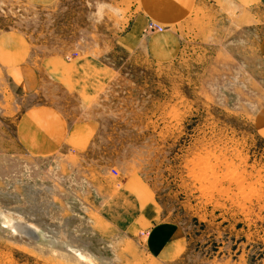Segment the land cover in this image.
Segmentation results:
<instances>
[{
  "label": "rangeland",
  "instance_id": "374dc122",
  "mask_svg": "<svg viewBox=\"0 0 264 264\" xmlns=\"http://www.w3.org/2000/svg\"><path fill=\"white\" fill-rule=\"evenodd\" d=\"M137 3L59 0L43 9L1 1L0 31L19 30L35 49L65 53L69 63L96 59L111 74L93 104L71 99L74 123L98 124L88 150L13 165L1 155L0 210L26 217L95 264H165L145 252L159 221L178 224L187 237L185 254L171 264H264V139L254 126L264 106L255 72L263 76L264 66L245 40L256 43L258 32L263 42L264 3L258 29L244 35L199 7L169 27L180 49L163 50L171 39H160L126 50L120 38ZM147 24L145 39L170 32L161 25L147 33ZM4 101L0 117L19 113ZM7 118L12 132L16 114ZM128 180L141 188L149 217L114 229L122 224L112 193ZM14 233L0 215V264H78L48 253L46 239L28 245Z\"/></svg>",
  "mask_w": 264,
  "mask_h": 264
},
{
  "label": "crops",
  "instance_id": "0c3cea01",
  "mask_svg": "<svg viewBox=\"0 0 264 264\" xmlns=\"http://www.w3.org/2000/svg\"><path fill=\"white\" fill-rule=\"evenodd\" d=\"M8 1H19L43 9L59 3V0ZM263 1L138 0L129 27L122 32L120 42L128 50V47L136 48L145 41L151 45L153 40L171 39V47L163 50L176 51L180 49V41L169 27H178L188 14L199 7L212 10L216 24L222 21L214 16L219 14L224 22L233 23L235 34L244 35L243 29L246 27L257 26L258 29L259 8ZM149 21H156L169 28V34L153 35L145 39L142 37V29ZM256 36V43L253 36L248 35L245 40L246 44L252 43L249 49L253 50L257 62L263 67L264 40H260L258 32ZM39 49H35L32 41L19 30L0 31V101L5 102L4 98H7L10 107L19 111L18 114L17 111H3L0 117V157L3 155L5 159L9 158L7 161L11 165L24 160L33 162L48 157L75 156L88 150L90 142L98 133V124L94 120L73 122L71 99L76 98L79 104H93L105 85H108L111 74L109 66L93 58H81L69 63L65 53H43ZM178 57L173 59L177 61ZM255 75L256 87L263 89L264 75L261 72H255ZM14 114L16 118L11 132L6 119ZM254 126L264 139V106L258 110ZM134 180L139 182L136 178ZM138 187L136 182L128 180L120 192L112 193V203L120 208L118 214L122 224L114 226V229L122 230L123 226L132 228L145 215L143 221L149 217L148 213H144L140 199L141 188ZM147 238L146 254L165 264L175 263L187 250V237L176 223L159 221L152 224Z\"/></svg>",
  "mask_w": 264,
  "mask_h": 264
},
{
  "label": "bare ground",
  "instance_id": "6f19581e",
  "mask_svg": "<svg viewBox=\"0 0 264 264\" xmlns=\"http://www.w3.org/2000/svg\"><path fill=\"white\" fill-rule=\"evenodd\" d=\"M7 212L8 211L4 209L0 210V215L3 216L4 221H6L7 224L14 229L15 233L13 239L16 238L18 241L26 242L28 245H30L28 242L30 241V243L34 246L39 245V243L42 242L41 239H46L48 244L46 247H44L48 253L55 254L64 260L67 259L68 261H76L78 264H95L93 258L82 249H76L73 247V245L61 241L48 231L44 230L42 227L28 221L26 217H22L21 215L14 217L13 215H8ZM38 229L42 230V237Z\"/></svg>",
  "mask_w": 264,
  "mask_h": 264
},
{
  "label": "built area",
  "instance_id": "2783aa9c",
  "mask_svg": "<svg viewBox=\"0 0 264 264\" xmlns=\"http://www.w3.org/2000/svg\"><path fill=\"white\" fill-rule=\"evenodd\" d=\"M164 30V28L160 25H158L155 22H151L148 24L147 26V33H153V32H162Z\"/></svg>",
  "mask_w": 264,
  "mask_h": 264
}]
</instances>
